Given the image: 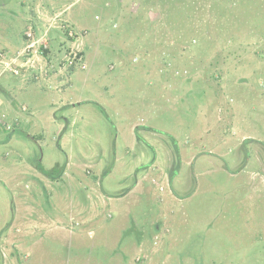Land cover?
Here are the masks:
<instances>
[{
	"label": "rangeland",
	"instance_id": "1",
	"mask_svg": "<svg viewBox=\"0 0 264 264\" xmlns=\"http://www.w3.org/2000/svg\"><path fill=\"white\" fill-rule=\"evenodd\" d=\"M2 50L0 264H264V0H0Z\"/></svg>",
	"mask_w": 264,
	"mask_h": 264
},
{
	"label": "built area",
	"instance_id": "2",
	"mask_svg": "<svg viewBox=\"0 0 264 264\" xmlns=\"http://www.w3.org/2000/svg\"><path fill=\"white\" fill-rule=\"evenodd\" d=\"M67 32H68V35H69L70 37H74L75 32H73V30L68 29ZM32 36H33V35H32L31 32H27V33H26V37H27V38H31ZM39 42H40V40H39L38 38L34 39L32 42H30V44H28V45L26 46L25 49H23L22 51H20L19 55H23V56H24V55H28L29 50H30L33 46H35V44H37V43H39ZM39 44H41V46H42L43 48H46V47H47L46 42H40ZM39 46H40V45H39ZM67 60H68V62H67V66H68L69 68H73V66L76 65L77 62H79L80 65L82 64L81 57H80V55H78V53H71V54L69 55V57H67ZM77 64H78V63H77ZM80 67H81V68H84V65L82 64ZM12 69H13L14 74H17L18 69L16 68V66H15V67H12Z\"/></svg>",
	"mask_w": 264,
	"mask_h": 264
},
{
	"label": "trees",
	"instance_id": "3",
	"mask_svg": "<svg viewBox=\"0 0 264 264\" xmlns=\"http://www.w3.org/2000/svg\"><path fill=\"white\" fill-rule=\"evenodd\" d=\"M136 137L137 138L139 137L138 134H136ZM171 140H173V139H171ZM172 142H173V146H175L176 145L175 141L173 140ZM175 152L178 155V150H177L176 146H175ZM62 169H63V167L61 169H57L56 167H53L51 170H46L43 167L39 168L40 172L50 179H55L54 177H59L60 173H61L60 171H62Z\"/></svg>",
	"mask_w": 264,
	"mask_h": 264
},
{
	"label": "crops",
	"instance_id": "4",
	"mask_svg": "<svg viewBox=\"0 0 264 264\" xmlns=\"http://www.w3.org/2000/svg\"><path fill=\"white\" fill-rule=\"evenodd\" d=\"M21 50V49H20ZM19 50V51H20ZM6 50H2V51H0V65H2V63L4 64V66L6 67V65H9V63H6V59H5V57H3L2 59H1V57L3 56V55H5L6 54V52H8V51H6ZM17 52H18V50H17ZM9 53V52H8ZM14 67V66H13ZM1 68V67H0ZM177 147V146H176ZM177 149H178V147H177ZM179 151V150H178ZM83 188H84V190H87L89 187H88V184L87 183H84L83 184V186H82ZM72 218V215H71V213H69V219H71ZM34 226V225H33ZM28 228H29V223H28ZM27 228V229H28ZM58 229H60V230H62V229H64L65 227L64 226H61V225H59L58 224V227H57ZM65 230V229H64ZM5 236H7L6 234H5ZM3 249V248H2Z\"/></svg>",
	"mask_w": 264,
	"mask_h": 264
},
{
	"label": "flooded vegetation",
	"instance_id": "5",
	"mask_svg": "<svg viewBox=\"0 0 264 264\" xmlns=\"http://www.w3.org/2000/svg\"><path fill=\"white\" fill-rule=\"evenodd\" d=\"M46 44H47V43H46ZM173 175H174V174H173ZM173 175H172V176H173ZM173 177H174V176H173ZM169 178H171V177H169ZM169 183H171V180H170V179H169Z\"/></svg>",
	"mask_w": 264,
	"mask_h": 264
}]
</instances>
